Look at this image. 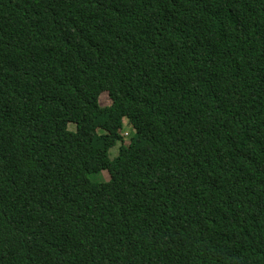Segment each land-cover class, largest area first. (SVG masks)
Listing matches in <instances>:
<instances>
[{
  "label": "trees",
  "instance_id": "16d2710c",
  "mask_svg": "<svg viewBox=\"0 0 264 264\" xmlns=\"http://www.w3.org/2000/svg\"><path fill=\"white\" fill-rule=\"evenodd\" d=\"M0 264H264V0H0Z\"/></svg>",
  "mask_w": 264,
  "mask_h": 264
},
{
  "label": "rangeland",
  "instance_id": "374dc122",
  "mask_svg": "<svg viewBox=\"0 0 264 264\" xmlns=\"http://www.w3.org/2000/svg\"><path fill=\"white\" fill-rule=\"evenodd\" d=\"M110 102H111V100H110V97H109V95L107 94V92H105V93H103L101 96H100V104L102 105V106H107L108 104H110ZM70 125V124H69ZM73 125V127L75 128V125L74 124H72ZM124 132L125 133H129V134H133L134 133V130L131 128V127H129L128 126V128L126 129V130H124ZM111 156L112 157H114V156H116L117 155V147L115 148H112V150H111ZM105 176H106V178L108 179L109 177H108V174L107 173H105Z\"/></svg>",
  "mask_w": 264,
  "mask_h": 264
}]
</instances>
